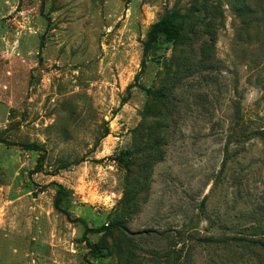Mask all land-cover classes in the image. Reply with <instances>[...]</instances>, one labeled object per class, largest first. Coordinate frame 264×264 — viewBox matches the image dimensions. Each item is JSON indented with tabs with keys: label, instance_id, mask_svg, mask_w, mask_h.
Returning a JSON list of instances; mask_svg holds the SVG:
<instances>
[{
	"label": "rangeland",
	"instance_id": "374dc122",
	"mask_svg": "<svg viewBox=\"0 0 264 264\" xmlns=\"http://www.w3.org/2000/svg\"><path fill=\"white\" fill-rule=\"evenodd\" d=\"M0 139V264H264V0H0Z\"/></svg>",
	"mask_w": 264,
	"mask_h": 264
},
{
	"label": "trees",
	"instance_id": "16d2710c",
	"mask_svg": "<svg viewBox=\"0 0 264 264\" xmlns=\"http://www.w3.org/2000/svg\"><path fill=\"white\" fill-rule=\"evenodd\" d=\"M182 23H183V15L178 10H172L168 13H165L160 19H158L156 22H154L149 30L146 33L145 40L142 44V59L140 62V70L135 75L133 83L127 85L126 87V96H124L121 100V104H123L130 95V89L133 87H138L142 91H144L147 95L151 96L153 100H163L164 93L160 89H152L149 87H145L142 84L138 82V79L141 75V73L144 71L146 66V61L149 57L150 53H153L157 50H160L162 46L167 44H172L176 42L181 35L182 30ZM143 117V115H142ZM106 135V134H104ZM1 143H4L5 145H17L19 147H22L26 150H34L38 151L39 155L36 161V167L34 168L35 171H39V169H42L43 160L45 158L44 150L41 146H38L36 144H29V143H11L9 141L0 139ZM129 155L130 152L128 150L121 151L118 154V161L124 166H127L129 163ZM72 163L71 162H64L58 166V169H65L69 167ZM60 188V187H59ZM61 189V188H60ZM57 191V196L54 200V207L56 209H59V203H60V191ZM77 221L82 222L84 225V241L86 242V245L88 247V254L92 258H97L104 255V252L102 251L104 248V243L102 239H99L97 242H91L86 238L87 233H102V235L109 231L111 228H119L123 227L119 221H109L106 225H101L98 227H89L85 223V221L81 218H76ZM206 240H210L211 238H205ZM239 241L244 240L243 238H237ZM251 242H255L253 240H248ZM259 245L264 247V242H259ZM85 264H93L89 260V258H85Z\"/></svg>",
	"mask_w": 264,
	"mask_h": 264
}]
</instances>
